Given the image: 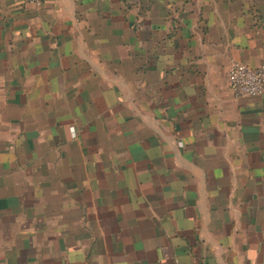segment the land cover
<instances>
[{
  "label": "crops",
  "instance_id": "1",
  "mask_svg": "<svg viewBox=\"0 0 264 264\" xmlns=\"http://www.w3.org/2000/svg\"><path fill=\"white\" fill-rule=\"evenodd\" d=\"M264 0H0V264H264Z\"/></svg>",
  "mask_w": 264,
  "mask_h": 264
},
{
  "label": "built area",
  "instance_id": "2",
  "mask_svg": "<svg viewBox=\"0 0 264 264\" xmlns=\"http://www.w3.org/2000/svg\"><path fill=\"white\" fill-rule=\"evenodd\" d=\"M35 6H41L46 0H26ZM230 88L235 98H255L264 95V65L249 66L234 62L229 73ZM176 264H191L177 261Z\"/></svg>",
  "mask_w": 264,
  "mask_h": 264
}]
</instances>
